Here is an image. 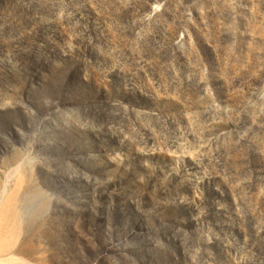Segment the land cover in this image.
Segmentation results:
<instances>
[{
    "label": "rangeland",
    "instance_id": "rangeland-1",
    "mask_svg": "<svg viewBox=\"0 0 264 264\" xmlns=\"http://www.w3.org/2000/svg\"><path fill=\"white\" fill-rule=\"evenodd\" d=\"M13 201L6 264H264V0H0Z\"/></svg>",
    "mask_w": 264,
    "mask_h": 264
},
{
    "label": "bare ground",
    "instance_id": "bare-ground-1",
    "mask_svg": "<svg viewBox=\"0 0 264 264\" xmlns=\"http://www.w3.org/2000/svg\"><path fill=\"white\" fill-rule=\"evenodd\" d=\"M18 188L22 190V184ZM15 201L8 203L0 213V264L12 262L14 260L13 253L17 251L29 254L28 247L20 245L17 240H13L10 236L12 231L14 235L17 233L18 223L22 218L16 208ZM5 233H7V240L4 238Z\"/></svg>",
    "mask_w": 264,
    "mask_h": 264
}]
</instances>
